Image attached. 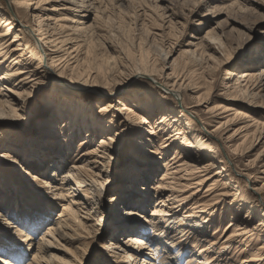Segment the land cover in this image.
Returning <instances> with one entry per match:
<instances>
[{"label":"bare ground","instance_id":"obj_1","mask_svg":"<svg viewBox=\"0 0 264 264\" xmlns=\"http://www.w3.org/2000/svg\"><path fill=\"white\" fill-rule=\"evenodd\" d=\"M105 2L0 0V117L9 114L16 120L19 110L27 112L25 105L29 104V95L26 96L25 92L28 87H33L37 94L44 87V78L53 84L52 90L41 101L42 112L37 113L38 119L43 118L39 135H21L16 131L0 133L5 139L2 149L0 146V185L8 183L16 195L21 193V201L15 198L16 208L24 215L26 211L22 210L21 204L28 212L34 207L37 220L50 214L48 205H52L54 199L69 197V202L62 204L63 209L55 222L39 239L38 252L33 254L28 264H46L43 252L47 253L53 243L46 236L72 239L76 234L81 237L76 231L78 227L85 232L96 226L97 233L104 224L113 231L111 239L129 234L122 244L111 242L105 248L108 255L122 257L127 264L140 261L139 264H179L180 254L189 247L192 255L188 259L197 261L196 264H264V176L261 185L254 181L250 171L254 161L248 162L241 174L247 177L250 191L242 192L240 198L241 187L237 185L239 189H234L238 179L231 173V163L234 164L236 156L241 155L239 146L234 147L231 143L236 137L246 141L252 136V147L264 146V122L246 112V102L264 106V71L256 73L251 65L239 72L241 76L236 83H231L238 72L235 68H228L223 108L205 105L200 93L203 83L197 80L200 76L213 78L210 74L215 57L198 48L184 50L187 55L184 64L177 58L170 60L171 53H168L159 67L132 65L127 72L117 69L114 57L108 55L105 61L109 70L105 75L111 81L98 83L95 76L101 75L84 66L88 53L86 43L96 33L90 34L92 26L86 24V19L93 12L95 21L104 17L107 11L103 6ZM66 12H76V17L69 18ZM104 30L101 26L100 31ZM205 38L207 48L223 54L226 45L216 32L209 30ZM108 44L116 49L111 41ZM8 60L10 62L6 63ZM63 69L67 70L69 77L61 75ZM196 71L200 76L196 77ZM127 73L132 75L125 81L123 75ZM138 75L146 76L159 85L160 104L174 101L173 105H177L175 108L167 106L166 114L160 113L155 123L148 120L151 116L146 115V111L154 109L153 101L134 103L128 98L132 89L129 87L137 81ZM188 97L193 103H178L179 99L187 100ZM54 106L57 109L53 112ZM201 106H205L203 112L210 118L203 117V127L200 128L195 125L190 112L201 116ZM223 113L227 115L220 117ZM146 125H149L148 129ZM230 126L234 129L228 135ZM126 131L132 136L131 158L112 181L116 183L120 204L109 215H101L98 205L105 201L98 196H102L107 188L109 163L121 142L118 137L123 135L124 138ZM78 137L81 139L77 151L71 155ZM97 138L98 144L92 146V141ZM180 138L181 142L177 143ZM156 139L159 143L152 149ZM216 141L223 142L225 151ZM62 144L65 151L63 148L60 150ZM171 147H174L173 157L164 162L165 169L157 185L151 188L155 190L152 195L148 189L154 175L149 174L160 171L163 166L160 158L155 162L149 160L157 158L154 155L159 152L167 155ZM10 149L20 154L28 165L35 163L34 173L38 174H31L17 159L10 157L7 154ZM69 160L71 164H68ZM10 161L16 164V168L7 165ZM213 168L219 169L213 172ZM48 169H51L50 174ZM63 169L62 174L57 173ZM34 183L45 188L43 194L47 196L32 191L28 185ZM156 195L154 209L149 218L145 217L144 212ZM220 203L222 207H219ZM236 204L238 208H235ZM126 205L132 207L125 208L127 212H124ZM183 208L187 210L182 214ZM241 210H246V214L243 215ZM219 213L229 217L230 221L216 236L218 229L210 233V228L218 224ZM44 216L45 219L47 216ZM96 219L100 222H94ZM146 223L151 224L152 234L146 232ZM7 236V239L14 240ZM31 239L27 234L23 240ZM239 242L243 246L232 251ZM174 248L180 253L176 254ZM235 252H239L237 258L233 256ZM77 261L78 258L74 257L68 263L77 264Z\"/></svg>","mask_w":264,"mask_h":264},{"label":"rangeland","instance_id":"obj_2","mask_svg":"<svg viewBox=\"0 0 264 264\" xmlns=\"http://www.w3.org/2000/svg\"><path fill=\"white\" fill-rule=\"evenodd\" d=\"M106 2V5H103L104 8L107 9V14L105 13V15H103L104 17L101 19L98 17L95 21V12H93L92 15L86 19V24L92 26V32H90V34L93 32L96 33L92 34L90 38L91 41L86 43L88 53L84 66L87 69L97 71V73L101 75L95 76L98 83H109L111 81V79L107 78L105 75L109 70V65L105 61L108 55L114 57L116 61L115 67L117 69L127 72L132 68V65H142L145 68L159 67L163 62V57L167 56L168 53H171L170 60L177 58L181 64H184L187 58L184 50L188 48H198L199 51L205 50L208 54H212L215 57L213 58L214 69L211 72L212 74H210L213 78L205 79V76L201 77L196 74L199 73V71L195 72L196 77L200 76L197 82L203 83L200 93L206 101V106L223 108L226 104L223 93L227 86L226 82L228 80L226 79V75L228 68H235L238 72L236 76L232 78L231 83H236L237 78L241 76L240 73L247 70L251 65H253L252 69H254L256 73L264 71V0H106ZM66 13H68L69 18L76 17V12ZM101 26L105 29L104 31H100ZM209 30L216 32L225 43L226 48L224 47V51H222L223 54L215 52V49L211 50L207 48V39L205 36ZM13 35L14 33L10 34V37L12 38ZM108 41H111L116 46V49L110 46ZM189 43L194 45L189 46ZM256 60L258 61L256 62ZM8 62L10 61L8 60L6 63ZM208 73L209 72L206 73L207 76ZM61 75L63 77H69V73L65 69H63ZM131 75L132 73L123 75L125 81L130 80L126 78H129ZM44 79L45 82H42L44 87H41L39 92L37 91V94L34 92L33 87H28L27 92H25L26 96L27 94L29 95V104L25 105L27 112L19 110L16 115V120L12 119L9 114L8 116L3 114L5 116L0 117V133L4 131H16L21 135H39L40 121L43 118L38 119L37 113L42 112L41 101L47 97L48 93L53 88V84L47 81L46 78ZM136 79L137 81L133 82L129 87L133 90H130L131 93L128 94V98L134 103L145 100L153 101L154 109H151L150 112L146 111V115L151 116L148 120L152 123H155L163 112V114H166L167 106L172 108L177 106L173 105L174 101L162 102V104L159 103V96H161V93L158 87L159 85L156 84V82L143 75L136 76ZM151 82L153 84H151ZM178 101L176 102L183 103V101H188L190 104L193 103V100L189 97L187 100L181 101V99H179ZM118 103L119 100L116 98V104ZM128 103L131 102L129 101ZM246 105L248 106L246 112H249V114H252L261 122H264V106H254L253 104H247V102ZM56 109L57 106L52 107L53 112ZM204 109L205 106L204 108L202 106L200 107L201 116L190 112V116L194 117L196 121L195 125L200 128L203 127L202 118H210L208 113L203 112ZM219 112H222V110ZM225 115L227 114L223 113L220 117ZM215 123L217 122H214V124ZM148 126L149 125H146L145 127L148 129ZM230 129L228 135L233 132L234 128L230 126ZM124 133V138L123 135L118 137L121 139V142L116 149V153L112 154V160L109 163V184L107 183V188L104 190L102 196H98L101 200L105 201L104 204L98 205L100 213H102L101 215H109V212L120 204L115 187L116 183L112 181L117 178L119 175L118 173L124 169V166L127 165V161L131 158L132 136H130L127 131ZM253 136L255 135L253 134ZM3 137L4 136L0 134L1 149L3 148V142H5ZM98 137H100V135ZM239 137L240 136L236 137L231 142L234 147L239 146L241 151V155L238 154L236 156L237 160L235 163H231L234 171L231 173H234L238 179V181L234 183V189H239L238 186L241 187V194H239L241 198L242 192L250 191L249 186L246 184L247 177L241 174V171L246 168L248 162L254 161V167L250 170L253 172V180L258 181L260 185L262 184L260 181H263L262 177L264 176V146L260 147L261 145H258L252 147V136L246 141ZM80 139L81 137L76 138L73 149L70 152L71 155L77 151V145H79ZM98 139L99 138L93 140L91 145L94 146L98 144ZM158 139H160V137H158ZM158 139H156L157 144L154 143V145L151 146L152 149L158 145ZM179 142H181V138L178 139L177 143ZM217 143L222 151H225L223 142L219 141ZM62 148L63 150L66 149L64 144H62V147L60 145V150H62ZM5 149L8 150L6 147ZM9 151L10 152L7 154L23 164L22 167L25 170H28L31 174L35 172V163L28 165L27 161L21 159L20 154H16L17 152L12 149ZM162 154L163 153L160 152L157 153L154 155L157 158L152 157L149 161L155 162L156 159L160 158V165L162 164L163 166L167 159L173 157L174 147L168 150L167 155L164 156V154ZM70 160L68 164L72 163ZM3 161L4 160H2V163L4 164ZM7 165L12 169L16 168V164L13 161H10ZM164 169L165 166L161 167L160 171L149 174L150 176L154 175L149 185L150 189H148L152 195L155 194V190L151 188L157 185V181H159L162 176V171ZM218 169L219 168H213V172ZM64 170L65 169L58 170L57 173L62 174ZM48 173H51V169H48ZM58 174L56 177L60 179V175ZM21 176L22 178L24 177L23 172ZM249 185H251V182H249ZM28 186H30L31 190L34 192L38 191L43 194L46 191L45 188L36 186L35 183L34 185L30 184ZM25 188L29 189L28 187ZM63 192L66 193L65 190ZM0 195V264H28L33 254L38 252L39 239L47 230V227L55 222L60 211L63 209L62 204H67L69 202V200L67 201L69 197L65 196V200L54 199L53 204L48 205V208L50 207V214L45 215L47 217L43 215L46 220L43 216H40V220H37V209L34 207H32V211L28 212V210H25L23 204H21L22 210L26 211L24 213L26 217L18 211L14 201L15 198L21 201V193L16 195L13 189L11 190L8 183L0 185ZM43 195L40 196L43 197ZM157 195L154 197V202L147 208L148 210H146V213L144 212L145 217L149 218L150 213L154 209L155 200L158 197ZM45 196L47 195H44V197ZM37 199L39 200L40 198ZM222 206L223 205L220 203L219 207ZM236 206L235 208H238V204H236ZM129 207L131 208L132 205L124 206V212H127L125 208ZM228 208L229 205L226 206V209ZM185 210L187 209L183 208L181 213H185ZM241 212L242 214L244 213L243 215L246 214V210H241ZM217 217L218 224L210 228V233H214V230L218 229V232L215 233L216 236L220 235L225 230L230 221L229 217L225 218L222 215L220 216V213ZM97 221L100 222L97 219L94 220V222ZM257 221L258 220L255 219V222ZM7 222L11 223L7 224ZM145 225L147 227L146 232L152 234L151 224L146 223ZM101 226L102 227H99L100 229L97 233L96 226L93 227L94 229L90 227L85 232L83 229L76 227V231L80 232L81 237L76 234V237L72 239L60 236H55V239L51 236H46L53 242L50 250L47 253L43 252L46 264H69L71 260H74V257L78 258L77 264H127L123 261L125 259L122 257L110 256L111 253L108 255L105 248L107 245H110L111 242H117L116 244L120 242V244H122L129 234H124L116 240L115 238L111 239V233L113 231L110 230L108 226L106 227L105 224ZM27 234L32 237L31 241L23 240ZM7 235L11 236L14 240L7 239ZM237 244L239 246L234 249L232 248V251L238 250L239 247L243 246L242 242ZM3 246L6 247L4 248ZM111 246H113V244H111ZM201 246H203V243ZM216 249L217 248H215V250ZM174 250L177 252L176 254L180 253L179 250L175 248ZM21 251L22 254H19ZM146 251L149 252L150 250ZM238 253L235 252L233 256L237 258L236 255H238ZM191 255L189 247L180 254L179 264H196L197 261H189L188 258H190ZM147 259L149 260V257ZM150 260L154 261V263H158L155 259L150 258ZM7 261H10V263H7ZM139 263H141V261L136 262V264Z\"/></svg>","mask_w":264,"mask_h":264}]
</instances>
